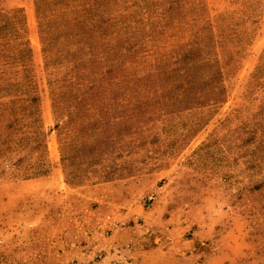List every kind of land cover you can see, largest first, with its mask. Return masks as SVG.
<instances>
[{
    "label": "rangeland",
    "instance_id": "rangeland-1",
    "mask_svg": "<svg viewBox=\"0 0 264 264\" xmlns=\"http://www.w3.org/2000/svg\"><path fill=\"white\" fill-rule=\"evenodd\" d=\"M0 264H264V0H0Z\"/></svg>",
    "mask_w": 264,
    "mask_h": 264
}]
</instances>
